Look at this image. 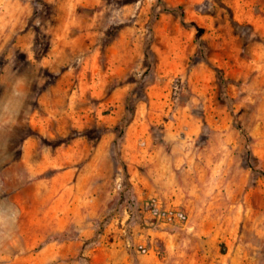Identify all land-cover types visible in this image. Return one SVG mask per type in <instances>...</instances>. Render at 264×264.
Wrapping results in <instances>:
<instances>
[{
	"label": "rangeland",
	"instance_id": "1",
	"mask_svg": "<svg viewBox=\"0 0 264 264\" xmlns=\"http://www.w3.org/2000/svg\"><path fill=\"white\" fill-rule=\"evenodd\" d=\"M0 202V264H264V0H0Z\"/></svg>",
	"mask_w": 264,
	"mask_h": 264
},
{
	"label": "built area",
	"instance_id": "2",
	"mask_svg": "<svg viewBox=\"0 0 264 264\" xmlns=\"http://www.w3.org/2000/svg\"><path fill=\"white\" fill-rule=\"evenodd\" d=\"M142 208L145 219L148 221H154L166 226L181 225L187 221V214L182 209L164 204L156 199L145 201ZM139 250L143 253L148 251L144 246H140Z\"/></svg>",
	"mask_w": 264,
	"mask_h": 264
},
{
	"label": "clouds",
	"instance_id": "3",
	"mask_svg": "<svg viewBox=\"0 0 264 264\" xmlns=\"http://www.w3.org/2000/svg\"><path fill=\"white\" fill-rule=\"evenodd\" d=\"M14 7V5L11 4H7L5 3L3 6L4 9V15L5 17L9 16L11 14V10ZM127 15H134V13L132 12V10H127ZM100 16H103V13L100 14ZM100 17H97V20H99ZM118 31H123V27H120L117 29ZM157 65H159V61H157ZM144 68H145V72L147 73L148 76H151L153 74V69H151V67L147 64V62H144ZM115 90V89H114ZM12 104V101L8 102V105H6V107H10ZM7 207V205L4 202H0V244H3V242L7 239L10 238V236L13 234V230L11 228V226L6 225L4 223V211L5 208Z\"/></svg>",
	"mask_w": 264,
	"mask_h": 264
},
{
	"label": "crops",
	"instance_id": "4",
	"mask_svg": "<svg viewBox=\"0 0 264 264\" xmlns=\"http://www.w3.org/2000/svg\"><path fill=\"white\" fill-rule=\"evenodd\" d=\"M175 173L169 175V178L163 182L161 185L164 187H169L174 189L175 185ZM134 193L136 195V200L141 204H144L145 201L156 196L154 187L151 185L148 179L140 178L139 180L135 181L134 184Z\"/></svg>",
	"mask_w": 264,
	"mask_h": 264
},
{
	"label": "trees",
	"instance_id": "5",
	"mask_svg": "<svg viewBox=\"0 0 264 264\" xmlns=\"http://www.w3.org/2000/svg\"><path fill=\"white\" fill-rule=\"evenodd\" d=\"M160 2V1H159ZM165 10H168V9H165ZM217 75H221V72L220 71H217Z\"/></svg>",
	"mask_w": 264,
	"mask_h": 264
}]
</instances>
